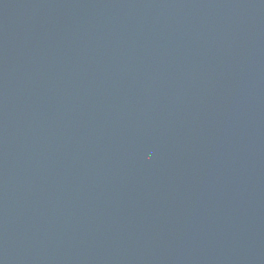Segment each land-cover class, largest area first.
I'll return each instance as SVG.
<instances>
[{"label":"water","instance_id":"1","mask_svg":"<svg viewBox=\"0 0 264 264\" xmlns=\"http://www.w3.org/2000/svg\"><path fill=\"white\" fill-rule=\"evenodd\" d=\"M0 264H264V0H0Z\"/></svg>","mask_w":264,"mask_h":264}]
</instances>
